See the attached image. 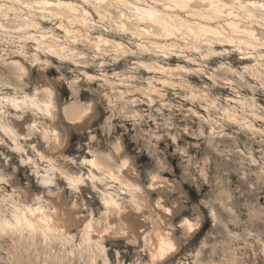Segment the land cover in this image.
Masks as SVG:
<instances>
[{"label":"clouds","instance_id":"clouds-1","mask_svg":"<svg viewBox=\"0 0 264 264\" xmlns=\"http://www.w3.org/2000/svg\"><path fill=\"white\" fill-rule=\"evenodd\" d=\"M0 264H264V0H0Z\"/></svg>","mask_w":264,"mask_h":264}]
</instances>
